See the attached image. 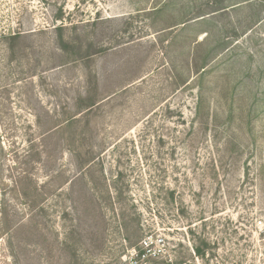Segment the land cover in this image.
Instances as JSON below:
<instances>
[{"label": "rangeland", "instance_id": "obj_1", "mask_svg": "<svg viewBox=\"0 0 264 264\" xmlns=\"http://www.w3.org/2000/svg\"><path fill=\"white\" fill-rule=\"evenodd\" d=\"M145 241L264 264V0H0V264Z\"/></svg>", "mask_w": 264, "mask_h": 264}, {"label": "trees", "instance_id": "obj_2", "mask_svg": "<svg viewBox=\"0 0 264 264\" xmlns=\"http://www.w3.org/2000/svg\"><path fill=\"white\" fill-rule=\"evenodd\" d=\"M59 32H62L63 31V27H58L57 28ZM6 38V37H5ZM10 39H14L15 36H11L9 37ZM63 42V41H62ZM120 177L122 178L123 175L119 174ZM101 176H102V179H104L105 181V173L103 172V170L101 169ZM119 201L120 202H123V196H119ZM200 241H202V243H200ZM207 243H206V240H201L199 238L198 242H195V244L193 245V252H194V255L200 259H204L206 257V247H207ZM143 251L141 249L140 251V254H142Z\"/></svg>", "mask_w": 264, "mask_h": 264}, {"label": "built area", "instance_id": "obj_3", "mask_svg": "<svg viewBox=\"0 0 264 264\" xmlns=\"http://www.w3.org/2000/svg\"><path fill=\"white\" fill-rule=\"evenodd\" d=\"M143 246L144 247H142V251H143L142 254L139 253V254L136 255L135 258L134 257H130L129 259H125V261H129L130 264H148L147 263L148 256L149 255L151 256V254L153 253V250H151L152 244L150 245L149 242L145 241L143 243Z\"/></svg>", "mask_w": 264, "mask_h": 264}]
</instances>
